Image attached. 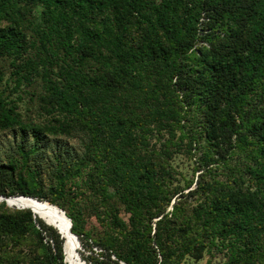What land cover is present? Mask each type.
Here are the masks:
<instances>
[{
    "label": "trees",
    "instance_id": "16d2710c",
    "mask_svg": "<svg viewBox=\"0 0 264 264\" xmlns=\"http://www.w3.org/2000/svg\"><path fill=\"white\" fill-rule=\"evenodd\" d=\"M0 131L21 137L0 155V196L60 207L79 239L84 208L117 231L89 263L264 264V0H0ZM183 146L202 149L195 184H175ZM29 235L23 263L66 264L54 227L0 203V264H20Z\"/></svg>",
    "mask_w": 264,
    "mask_h": 264
},
{
    "label": "rangeland",
    "instance_id": "374dc122",
    "mask_svg": "<svg viewBox=\"0 0 264 264\" xmlns=\"http://www.w3.org/2000/svg\"><path fill=\"white\" fill-rule=\"evenodd\" d=\"M7 95H9V97L11 98H15V100L18 102L19 106H20V110L21 112L24 114V119L26 120H40L42 119V115L38 113L39 108L36 107V105H34L30 100H29V96L23 92L20 93V95L18 93L13 94H9V92L7 91ZM18 97H20L21 99H19ZM189 110L187 109V107L185 108V110H188L185 113V117L186 119V123L189 125V127L191 129H196L200 123H201V111L198 109V106L196 104H192L191 106L188 107ZM21 137L20 135H14L12 132L9 131H0V155L5 156L12 145H15L16 143L20 142ZM65 148L68 150H71L73 152H75L76 154L73 155V157L75 156H79L82 154V148H81V143L80 140L78 138H70V139H66L65 143ZM51 150L49 151V157L52 158L53 157V152L57 149V147L55 146V143L52 144L51 146ZM175 152H178V154L176 155V159L173 161L174 167H175V172H176V180L177 182H175V184L178 183H182L185 184L186 182H190V181H194L193 184H195L198 180V176L200 175V173L203 172L200 171L198 172V166H199V159L201 157V146L195 147L194 149H192L191 152H188L186 150V148L180 147L179 149H177ZM226 155V154H225ZM224 155V156H225ZM218 158V157H215ZM232 157H229L228 155H226V159L229 163H235V160H237L238 166H240V164L243 162L242 159L237 158V154H234L233 160H231ZM221 162L224 160H220ZM50 160L44 161V160H40L37 165L38 167L43 166L45 168V165L47 166L48 163V168L51 171V165H50ZM217 165H212L209 167L210 171L207 169L208 174L207 176H212L217 174L222 175V169H220V171L213 172L212 169L216 168ZM225 174V173H223ZM48 174L45 175V177L43 178V183H44V187H46L45 191L48 192L49 188L53 182L48 180ZM179 180V181H178ZM187 192V191H185ZM86 195L82 196V199L85 201L89 198L90 194L88 193V191H86ZM95 199L91 200L90 202L87 201V204H91L93 201H95ZM190 202H192L190 200ZM189 202V203H190ZM187 206V204H186ZM9 207V206H8ZM11 209H17L16 207H9ZM28 209V208H25ZM172 208L169 207V210H171ZM92 210V211H91ZM96 212L92 209V208H84L83 209V218H84V222L86 224V231L88 233L87 237L81 238L79 239V254L81 259L83 260V262L85 261V264H91L89 263L86 259L88 256L91 255L90 253V246L92 243V240L95 241H101V239L103 240H107L108 242L112 241L110 235H116L117 236V231L114 229V227L109 224L106 227L101 223V220L97 218V216L95 215ZM130 216V213H127L124 209L121 210L120 212V217H122L124 220L127 221L128 223V218ZM37 217V216H36ZM38 218V217H37ZM43 221V220H42ZM58 231V230H57ZM34 237H30V235L28 236V239L22 241L20 244L14 242V244H16V249H14L15 254H16V258L19 260L20 264H25L23 262H25V258L23 257V255H28L27 253H29V250H31V245L33 243ZM11 249H13L11 247ZM95 249V248H94ZM96 250V249H95ZM96 251H100V249L96 250ZM112 259H117L116 255H112ZM212 260V261H210ZM207 262H212V264H224L227 262V257L224 256L223 254H215L214 257H210L209 254H205V257L199 261V262H194L192 260L187 259L186 262H184L183 264H206ZM66 264H68L65 261ZM122 264H124L123 262H121Z\"/></svg>",
    "mask_w": 264,
    "mask_h": 264
},
{
    "label": "bare ground",
    "instance_id": "6f19581e",
    "mask_svg": "<svg viewBox=\"0 0 264 264\" xmlns=\"http://www.w3.org/2000/svg\"><path fill=\"white\" fill-rule=\"evenodd\" d=\"M19 198H11L8 201L9 207H20L21 209L28 208L30 210L38 211L36 216L53 226L60 231L64 237L65 243V255L66 262L68 264H85L79 254V241L72 235L70 224L66 218V214L60 211V207L56 205H51L45 201L40 200H30L23 199L21 196Z\"/></svg>",
    "mask_w": 264,
    "mask_h": 264
},
{
    "label": "water",
    "instance_id": "95a60500",
    "mask_svg": "<svg viewBox=\"0 0 264 264\" xmlns=\"http://www.w3.org/2000/svg\"><path fill=\"white\" fill-rule=\"evenodd\" d=\"M11 198H13V199H15V198H19V197H9V198H7V197H4V196H0V203H2V202H6V204H7V206H9L8 205V201H9V199H11ZM21 198H23V199H30V200H35V198H31V197H24V196H21ZM48 203V202H47ZM17 209H21L20 207H16ZM32 212H33V215H34V217L36 218V214L38 213V211H34V210H31ZM60 211L61 212H63L64 214H66V212L63 210V209H61L60 208ZM40 219H41V217H39ZM66 218L68 219V221H69V224H70V228L72 227V221H71V219L67 216V214H66ZM41 220H43V219H41ZM44 221V220H43ZM46 224H48V225H50L49 223H47L46 221H44ZM53 227V226H52ZM55 228V227H54ZM56 229V228H55ZM59 234L61 235V237L62 238H64L63 237V235L61 234V232L59 231ZM78 241H79V238L75 235V234H72ZM64 248H65V244H64ZM65 261H66V255H65ZM85 262V261H84Z\"/></svg>",
    "mask_w": 264,
    "mask_h": 264
}]
</instances>
